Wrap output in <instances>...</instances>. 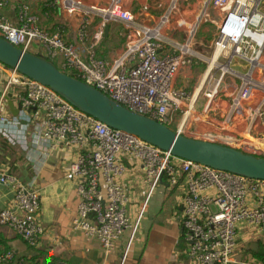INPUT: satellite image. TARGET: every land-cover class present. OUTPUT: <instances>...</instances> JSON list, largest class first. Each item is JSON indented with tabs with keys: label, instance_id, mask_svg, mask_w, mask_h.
I'll return each instance as SVG.
<instances>
[{
	"label": "built area",
	"instance_id": "obj_1",
	"mask_svg": "<svg viewBox=\"0 0 264 264\" xmlns=\"http://www.w3.org/2000/svg\"><path fill=\"white\" fill-rule=\"evenodd\" d=\"M10 1L0 0V37L48 59L62 72L124 107L185 135L196 99L192 101L193 95L176 87L175 82L187 57L194 54L189 43L185 50L186 44L173 41L170 35L180 27L181 16L177 20L173 14L181 2L189 0H163L152 5L144 0L139 14L125 7V0H42L48 16L62 10L79 17L77 34L83 45L94 17L101 22L97 39L103 38L106 25L121 23L125 28L123 47L111 59L98 56L95 43L83 57L78 47L64 38L61 25L48 30L41 24L40 16L31 11V0H16L17 20L12 21L1 11ZM208 4L217 12V19L211 20ZM165 5L163 15L153 13ZM172 5L173 9L166 13ZM197 6L202 13L196 19L215 23V48L220 50L219 57L227 58L225 63L217 61L207 77L209 84L203 95L209 105L205 111L220 95L219 88L227 74L240 80L229 112L222 116L221 123L212 120L218 123L219 130L204 134L203 140L264 156V148L255 144L264 139V0H198ZM191 34L192 30L188 31V37ZM166 45L179 51H170ZM234 59L244 72L231 67ZM214 68L221 70L218 78ZM0 93V136L14 145L24 143L28 160L41 162L59 149L72 151L73 161L65 177L74 185L78 205L71 228L97 239L105 258L129 230L119 261L125 264L147 203L164 183L183 190V239L194 263L232 264L242 231L249 229L264 236V181L176 157L138 136L114 129L81 111L49 86L2 62ZM9 93L15 105L21 106L16 116L7 104ZM178 111H182L184 120L173 127ZM242 123L246 125V135L235 133ZM29 141L34 143L33 149L27 145ZM130 169L135 170L137 183L146 188L145 199L136 209L131 207L136 184L125 183ZM0 186L13 192V203L0 209V226L10 228L30 247L37 248L46 229L39 219L41 197L36 177L22 178L0 164ZM12 260L11 251L0 255V264H10ZM243 264L264 263L251 259Z\"/></svg>",
	"mask_w": 264,
	"mask_h": 264
},
{
	"label": "crops",
	"instance_id": "obj_2",
	"mask_svg": "<svg viewBox=\"0 0 264 264\" xmlns=\"http://www.w3.org/2000/svg\"><path fill=\"white\" fill-rule=\"evenodd\" d=\"M16 4V0H11L5 9L1 10L12 21L17 20ZM125 5L132 10L130 3L126 2ZM30 7L31 11L40 16L41 24L46 29L52 30L55 25H61L64 38L68 42L75 44L83 57L86 55V49L94 43L97 55L103 58H114L122 50L123 44L121 47V41L124 42L125 28L121 23H109L106 25L109 27L108 31H105L106 26L104 27L103 38L97 39L96 33L101 29V22L99 17H94L88 29L87 42L83 45L80 43L77 34L79 17L69 16L62 10H58L48 16L41 0H31ZM170 36L174 41L177 34L175 32ZM168 46L171 47V45H166V49L169 48ZM190 68H193L191 62L186 59L180 71L187 69V73L181 74L179 71L180 74L178 73L175 82L176 87L187 91V87H180L178 81L180 80L182 84L190 81ZM214 75L216 78L219 77L216 74ZM205 76L206 74H202L198 87L193 91H188L193 95L192 101L194 99L196 101L193 104L194 109L186 122L185 135L197 139H203L204 134L219 130L218 123H221L222 116L229 112L231 97L237 93L240 85L239 78L234 75L230 82L224 83L223 81L220 86V95L210 103V108L205 111L206 105H209V101L203 95L209 84L207 79L205 81ZM199 90L198 96L195 97V92ZM201 100H204L203 104H200ZM187 104L188 100L184 107H187ZM183 120L182 111H178L174 115L175 124L177 125ZM212 120H216L218 123H214ZM246 130V125L242 123L235 133L246 135ZM257 142L261 148H264V139L257 140ZM17 145L15 148L23 154V158L14 160L17 167L16 174L25 179L36 177V187L41 197L39 219L46 229V234L42 236L40 245L37 248H32L13 230L0 226V255L11 251L13 260L10 264H54L57 261H66L68 264H119L123 247L130 234L129 230L116 243V248L107 258L104 257L97 239L88 237L80 231H72L71 225L77 210L78 198L75 194L73 183L65 177L73 161L72 151L59 149L52 152L44 161L38 162L35 159L28 160L26 158L27 150H25L24 143L19 141ZM27 145L31 149L35 147L31 141ZM38 146L41 147L42 144L39 143ZM135 174V170L130 169L125 179L127 185L136 184L135 189L137 192L131 193V207H134V209L143 203L146 195V188L137 183L134 178ZM138 186L140 187L139 190L137 189ZM162 186L168 190L165 193L176 191L177 195L168 203L166 209L164 208L166 199H164L163 192L160 200L155 201L151 205L143 232L147 238H151L152 247L151 249L149 248V251L144 256L146 250H143L142 245L139 244L132 253L129 251L125 264H196L189 257L188 247L183 239L181 223L183 211L181 197L183 190L180 188H169L165 183ZM12 203L13 192L6 186H0V209ZM257 239H261L264 242V236L255 234L249 229L242 231L232 264H243L240 247L251 244V246H254Z\"/></svg>",
	"mask_w": 264,
	"mask_h": 264
},
{
	"label": "water",
	"instance_id": "obj_3",
	"mask_svg": "<svg viewBox=\"0 0 264 264\" xmlns=\"http://www.w3.org/2000/svg\"><path fill=\"white\" fill-rule=\"evenodd\" d=\"M108 29L106 26L105 31ZM0 62L17 68L23 75L49 86L72 105L102 123L138 136L176 157L264 181V157L179 134L164 123L111 100L91 85L62 72L47 59L24 51L2 37ZM6 98L12 115L16 116L21 106L15 105L12 93ZM161 182L164 183L163 175ZM165 185L168 186L167 183Z\"/></svg>",
	"mask_w": 264,
	"mask_h": 264
},
{
	"label": "rangeland",
	"instance_id": "obj_4",
	"mask_svg": "<svg viewBox=\"0 0 264 264\" xmlns=\"http://www.w3.org/2000/svg\"><path fill=\"white\" fill-rule=\"evenodd\" d=\"M42 1V0H41ZM144 0H125L124 1V5L126 2L130 3L132 5V11L135 14H139L140 13V8H141V3ZM151 5L153 3H158V2H162L163 0H147ZM198 3V0H189V1H183L181 2V7L179 10H176L175 13L173 14L174 16L177 17V20H181L182 22L180 27L176 28L177 30H175L177 37H175V42L179 43V44H187L189 42L191 48L193 49V51H195L196 53H198V55H191L188 56L187 59H189V61L191 62V65L193 68H190L191 73H190V81L182 84L180 82V80L178 81V85L180 87H187V91H193L196 87H198L199 82L201 80L202 74L204 73V71L207 69L209 62L208 60L210 58H212L214 52L216 51L215 48V39H216V35H217V26L215 25V23H213V21L211 20H215L217 19V12L215 11V9L213 8V6L211 4H208L207 6V12L210 14L211 16V20L208 21H204V20H198L196 19V17L201 14L202 12L200 11V6H196ZM168 5V4H167ZM167 5H165L163 8H159L157 10H153V13L155 15L161 16L165 13ZM126 7V5H125ZM185 19V20H184ZM192 30V34L190 35V37H188V31ZM123 41H121V47H122V43ZM120 47V48H121ZM168 50L170 51H179L177 48H175L174 46L170 47L168 46ZM227 61V58L224 56H220L218 58V62L219 63H225ZM231 67L239 72H244L243 67L239 66L237 64V60H233ZM187 71V69L181 70V74L185 73ZM179 72V74H180ZM187 73V72H186ZM213 74H216V76H220L221 75V70L219 68H214L213 70ZM234 76L231 74H227L225 79H224V83L225 82H230V80L233 78ZM183 85V86H181ZM206 87V86H205ZM220 89V88H219ZM204 100L200 101V104H203ZM17 102V100H16ZM176 124H173V127ZM2 140H5L8 145H10L9 147L12 148L13 150L10 152H8V158H10L11 160H15V159H22L23 158V154L21 152H19L15 146L18 145H14L12 144L6 137L4 136H0V147L2 145ZM255 144L258 145V142L255 141ZM11 154V155H10ZM137 189L139 190L140 187L138 186ZM165 189V190H164ZM167 188H165L164 186L160 185L159 187L156 188V190L154 191V193L152 194V196L150 197L149 201H148V205H147V210L144 213L142 220L140 223L141 226H139L138 232L135 235L134 238V242L131 245L130 251L131 253L135 250L136 247L139 246V244L142 245V249L146 250L144 253V256L147 254V252L149 251V248L151 249V238H147L145 235V233L143 232L145 230V226H146V217L148 216L149 211L151 210L150 207L151 205L157 201L160 200L161 198V194L162 192L164 193V199H166L165 202V209L168 206V203L172 200V198L174 196L177 195L176 191H171V192H167L165 193V191ZM144 191V189H143ZM246 245H243L242 247H240V251H243L242 249H244ZM242 255V253H241ZM250 257V256H248Z\"/></svg>",
	"mask_w": 264,
	"mask_h": 264
},
{
	"label": "trees",
	"instance_id": "obj_5",
	"mask_svg": "<svg viewBox=\"0 0 264 264\" xmlns=\"http://www.w3.org/2000/svg\"><path fill=\"white\" fill-rule=\"evenodd\" d=\"M9 146L10 145H8V143L5 140H2V145L0 147V164L7 165L10 171L16 174L17 167L15 165V162L14 160L8 158L7 153L13 150ZM259 157H264V156H259ZM251 245L245 246L244 249H242L243 250L242 261L249 262L251 259H255L257 261H260L261 263H264V242L261 239H257L254 246Z\"/></svg>",
	"mask_w": 264,
	"mask_h": 264
},
{
	"label": "bare ground",
	"instance_id": "obj_6",
	"mask_svg": "<svg viewBox=\"0 0 264 264\" xmlns=\"http://www.w3.org/2000/svg\"><path fill=\"white\" fill-rule=\"evenodd\" d=\"M171 9H173V5L169 7V9H168V11H167L166 13H169ZM164 21H166V20H164ZM180 22H182V21L179 20L178 25H179V26H182ZM188 43H189V42H188ZM187 47H188V45L186 44V45L184 46V49L187 50ZM191 52H192L194 55H198V53H196V52L193 51V50H192ZM219 53H220V50L217 49V50L214 52L212 58H210V59L208 60L209 65H208L206 71L203 73V74H206V76H205V81H206L207 77L209 76L210 71L212 70L213 66H215V64L217 63L218 58H219ZM226 68H227V67H226ZM204 84H205V82H204ZM202 87H203V86H202ZM201 89H202V88H201ZM201 89H200V90H201ZM200 90H199L198 92H197V91L195 92V95H194L195 97L198 96ZM263 146H264V144H263Z\"/></svg>",
	"mask_w": 264,
	"mask_h": 264
}]
</instances>
